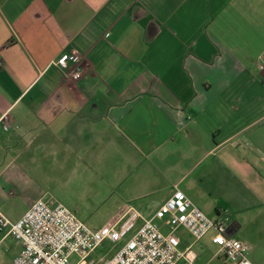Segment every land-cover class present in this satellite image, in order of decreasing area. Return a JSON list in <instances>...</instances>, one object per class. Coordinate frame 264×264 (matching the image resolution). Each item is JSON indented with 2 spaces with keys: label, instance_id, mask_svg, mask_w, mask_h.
<instances>
[{
  "label": "crops",
  "instance_id": "1",
  "mask_svg": "<svg viewBox=\"0 0 264 264\" xmlns=\"http://www.w3.org/2000/svg\"><path fill=\"white\" fill-rule=\"evenodd\" d=\"M0 61V213L63 204L116 153L143 216L177 187L264 264V0H0ZM20 247L0 231V264Z\"/></svg>",
  "mask_w": 264,
  "mask_h": 264
},
{
  "label": "built area",
  "instance_id": "2",
  "mask_svg": "<svg viewBox=\"0 0 264 264\" xmlns=\"http://www.w3.org/2000/svg\"><path fill=\"white\" fill-rule=\"evenodd\" d=\"M79 59L77 54L62 53L55 64L62 68L68 62L78 65ZM82 73L76 67L67 76L79 79ZM2 119L6 121L7 115ZM164 218L170 228L166 233L157 222ZM179 227L194 241L212 230L211 240L229 264H253L248 246L240 239L226 236L225 220L208 217L177 187L151 216L145 217L133 206L123 205L96 228L87 226L63 204L50 206L41 199L15 221L0 213V231L21 245L14 264H94L89 256L105 240L122 244L116 252L101 258L99 264H194L196 254L191 247H179Z\"/></svg>",
  "mask_w": 264,
  "mask_h": 264
},
{
  "label": "rangeland",
  "instance_id": "3",
  "mask_svg": "<svg viewBox=\"0 0 264 264\" xmlns=\"http://www.w3.org/2000/svg\"><path fill=\"white\" fill-rule=\"evenodd\" d=\"M116 156V153L111 154L105 168H93L90 175L87 173L86 177L82 176V178L71 181L67 186V191L63 193L62 203L74 210L78 217L91 228L99 227L108 221L116 214L120 206L134 207L130 199L133 198L136 187L130 176L120 175L121 169L116 163ZM7 209L10 212L16 211L10 201L7 203ZM166 220V218L159 220L160 228L165 233L170 231ZM121 244L122 241L112 243L105 240L91 252L89 259L93 260L94 264H99L101 258L116 252ZM184 245L181 243L180 249H184L186 247ZM189 246L196 253L194 264H229L219 250L216 251L215 248L205 243L199 242L197 245ZM256 257L264 260V246L261 244L257 245Z\"/></svg>",
  "mask_w": 264,
  "mask_h": 264
},
{
  "label": "water",
  "instance_id": "4",
  "mask_svg": "<svg viewBox=\"0 0 264 264\" xmlns=\"http://www.w3.org/2000/svg\"><path fill=\"white\" fill-rule=\"evenodd\" d=\"M230 228H231L230 225L226 227V236H229V237L232 236L234 233V231L230 230Z\"/></svg>",
  "mask_w": 264,
  "mask_h": 264
}]
</instances>
